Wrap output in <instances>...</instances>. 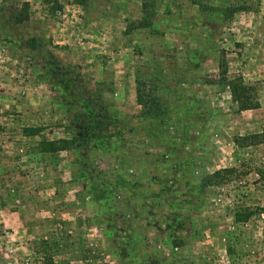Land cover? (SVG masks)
I'll use <instances>...</instances> for the list:
<instances>
[{
  "label": "rangeland",
  "instance_id": "rangeland-1",
  "mask_svg": "<svg viewBox=\"0 0 264 264\" xmlns=\"http://www.w3.org/2000/svg\"><path fill=\"white\" fill-rule=\"evenodd\" d=\"M143 1L0 0V264H264V141L190 87L227 81L223 42L248 39L259 0H148L133 29ZM138 82L166 114H143ZM91 115L83 151H42Z\"/></svg>",
  "mask_w": 264,
  "mask_h": 264
},
{
  "label": "crops",
  "instance_id": "crops-1",
  "mask_svg": "<svg viewBox=\"0 0 264 264\" xmlns=\"http://www.w3.org/2000/svg\"><path fill=\"white\" fill-rule=\"evenodd\" d=\"M244 12H247L243 15L244 21L240 20H242L241 23L244 24V28H247L248 39H225V42H223V51L226 53L225 58L228 63L227 81L217 82V80L207 79V76L210 78V75H207L208 70L193 71V84L190 86L193 88L191 92L196 95L197 85L201 84L200 81H204V93L210 96L206 105L214 111L210 117L216 118L219 116L216 112L221 110L220 118L226 119L222 124L228 126L226 132L229 135L232 133L251 135L264 132V15L261 16V13L264 14V0H259L257 8H249ZM241 26L243 27V25ZM192 40L196 39H190V41ZM199 40L205 43V49L208 44L212 43L210 39ZM209 52L212 54L211 57L214 58V50L211 48L208 51L207 49L205 51L206 55ZM205 62L203 61V65H207V62ZM237 77H242L246 85L255 87V100L259 103L258 107L239 110V104L237 105L238 102L233 100L231 88L228 84L229 80ZM260 143L262 142L255 145Z\"/></svg>",
  "mask_w": 264,
  "mask_h": 264
},
{
  "label": "trees",
  "instance_id": "trees-1",
  "mask_svg": "<svg viewBox=\"0 0 264 264\" xmlns=\"http://www.w3.org/2000/svg\"><path fill=\"white\" fill-rule=\"evenodd\" d=\"M30 3L28 1L22 4L20 11L17 13L15 18V23L22 24L30 19ZM142 16L134 21L131 24L133 29L141 28H152L154 25V18L156 15V10L152 2L144 0L141 8ZM31 47L30 49H36V37L31 38ZM230 85L233 99L239 103V110H246L250 108H256L259 106V103L251 98L249 95L250 89L252 87L246 85L242 80V77H237L228 81ZM137 101L143 108V114H152V115H163L168 112V108L163 106L160 102V99L157 96L146 95L145 91L141 88L140 82H138L137 87ZM78 116H80L78 114ZM82 116V115H81ZM102 120L99 117L90 116L89 119L82 125L80 131H72V135L69 137H61L57 139H42L40 141V148L45 152H58L65 149H71L73 151L80 150L83 151L86 146L84 143L89 141V135L86 137V134L94 128L101 126ZM28 134L36 135L39 133V127H27L26 129ZM264 133V132H263ZM263 133H261L263 135ZM261 134H253L250 136H245L243 138H251V143L256 144L257 142L264 141V138H260ZM240 139L237 138V142ZM85 146V147H84ZM228 169H221L205 176L202 179L201 187L204 188L211 183L218 182V178L222 175V172L227 171ZM216 180V181H215ZM249 215H246L244 218L240 217L238 220H247ZM47 264H53V260L49 259Z\"/></svg>",
  "mask_w": 264,
  "mask_h": 264
}]
</instances>
